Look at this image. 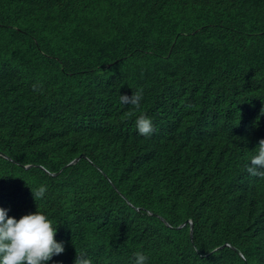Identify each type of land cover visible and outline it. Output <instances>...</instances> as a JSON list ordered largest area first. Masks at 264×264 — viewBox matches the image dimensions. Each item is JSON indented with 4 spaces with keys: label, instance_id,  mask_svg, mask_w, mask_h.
Masks as SVG:
<instances>
[{
    "label": "trees",
    "instance_id": "obj_1",
    "mask_svg": "<svg viewBox=\"0 0 264 264\" xmlns=\"http://www.w3.org/2000/svg\"><path fill=\"white\" fill-rule=\"evenodd\" d=\"M261 139L264 0H0V208L53 221L45 264H264Z\"/></svg>",
    "mask_w": 264,
    "mask_h": 264
},
{
    "label": "clouds",
    "instance_id": "obj_2",
    "mask_svg": "<svg viewBox=\"0 0 264 264\" xmlns=\"http://www.w3.org/2000/svg\"><path fill=\"white\" fill-rule=\"evenodd\" d=\"M142 98L143 89H138L132 92L131 96L121 95L120 102L138 108ZM136 127L141 136H151L155 131L152 119L144 115L137 119ZM256 148L257 154L252 156L247 171L253 176L264 178V139L259 141ZM7 158L12 159L10 157ZM31 166L33 165H26L25 167L29 168ZM31 192L33 198L37 201L45 195L47 187L46 185H41L34 191L31 189ZM136 209L141 210L142 208L136 206ZM7 211L4 208H0V264H45L53 256L64 252L63 242H57L54 239L57 226L38 208L34 213L24 215L18 220L14 217H9ZM146 212L148 215L162 221L168 227H174L164 215L152 210H146ZM188 223L191 227L190 236L193 240L194 224L192 220L182 223L177 228L184 227ZM132 239L137 251L133 254L135 256L131 264L150 263L147 253L157 250V246L139 232L132 236ZM74 264H92V261L86 258L84 254L77 253Z\"/></svg>",
    "mask_w": 264,
    "mask_h": 264
},
{
    "label": "water",
    "instance_id": "obj_3",
    "mask_svg": "<svg viewBox=\"0 0 264 264\" xmlns=\"http://www.w3.org/2000/svg\"><path fill=\"white\" fill-rule=\"evenodd\" d=\"M8 157V156H7ZM82 157H85V154H82L78 157H76L74 160H72L68 165H72V164H75L77 163Z\"/></svg>",
    "mask_w": 264,
    "mask_h": 264
}]
</instances>
